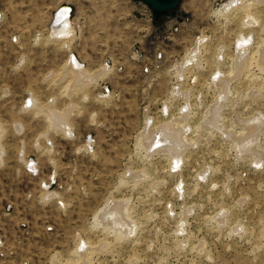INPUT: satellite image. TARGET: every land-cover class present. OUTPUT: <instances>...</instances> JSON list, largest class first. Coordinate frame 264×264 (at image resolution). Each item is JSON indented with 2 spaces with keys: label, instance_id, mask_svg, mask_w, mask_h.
Instances as JSON below:
<instances>
[{
  "label": "rangeland",
  "instance_id": "obj_1",
  "mask_svg": "<svg viewBox=\"0 0 264 264\" xmlns=\"http://www.w3.org/2000/svg\"><path fill=\"white\" fill-rule=\"evenodd\" d=\"M227 1L159 16L142 0L82 1L84 62L48 37L47 0H0V264H264V0ZM70 54L104 69L95 83L76 84ZM164 123L171 144L158 131L146 149ZM258 125L246 153L237 135ZM117 204L124 226L97 220Z\"/></svg>",
  "mask_w": 264,
  "mask_h": 264
},
{
  "label": "bare ground",
  "instance_id": "obj_2",
  "mask_svg": "<svg viewBox=\"0 0 264 264\" xmlns=\"http://www.w3.org/2000/svg\"><path fill=\"white\" fill-rule=\"evenodd\" d=\"M243 1V0H242ZM241 0H230V1H227L225 4H224V8L223 9H225V10H228L229 11V9H231L232 7H233V5L234 4H237V3H239L238 5H241V4H243V2H242ZM251 1H254V0H251ZM250 0L249 1H245L244 2V4L246 5V6H249L251 3ZM256 4H257V2H256ZM237 5V6H238ZM244 5V6H245ZM63 5H60V6H58L57 8H56V12L60 9V7H62ZM236 6V5H235ZM241 6H243V5H241ZM243 6V7H244ZM251 6V5H250ZM223 7V6H222ZM242 7V8H243ZM240 8V7H239ZM246 9V8H245ZM244 9V10H245ZM249 9V8H248ZM251 9V8H250ZM253 9V8H252ZM225 10H224V12H225ZM55 11H54V13L53 14H55ZM248 11V10H247ZM252 11V10H251ZM218 12H219V10H218ZM249 12V11H248ZM247 12V13H248ZM244 13V12H243ZM70 14H71V10L69 9V8H63V9H61V10H59V12L57 13V15L55 16V22H54V20H53V22L55 23H53V28H51V31H50V35L51 36H55V38H57V39H62L61 41H64V44H68L67 42H70V36H71V34H72V36H73V33H72V26H71V23L69 22V19H70ZM246 16V14L244 13L243 14V16ZM251 15H253V14H251ZM251 15H248L249 16V19H251V21L253 22V21H256V19L253 17V19L252 18H250V17H252ZM65 17H67V19H65ZM248 19V20H249ZM255 19V20H254ZM51 22V21H50ZM248 23V22H247ZM243 26H244V24H243ZM242 26V27H243ZM247 26V25H246ZM245 27V26H244ZM253 27V26H252ZM250 28V27H249ZM247 29H248V27H247ZM50 30V29H49ZM242 32H243V30H242ZM250 32V31H249ZM254 32V31H253ZM241 33V32H240ZM243 34V33H242ZM242 34H240L241 36H242ZM49 35V36H50ZM51 38V37H50ZM52 39V38H51ZM63 39H65V40H63ZM202 38H199V43H201V40ZM264 39V38H263ZM69 40V41H68ZM261 41V40H260ZM264 41V40H263ZM257 42V41H256ZM262 43V42H261ZM196 44V43H195ZM237 44H238V52H237V59H236V62L235 63H238L237 65H238V69H237V73H239V71L241 70L240 68H242L241 66H242V64L244 65V63H242L243 62V60H244V57L246 58V52L248 51V49H249V47L247 46V44H248V38H247V36H242V37H238V39H237ZM258 45V44H257ZM261 45H263V46H261V47H263V48H261V47H259L260 49H262V51H261V53H260V56H261V60H259L258 59V61H260L262 64H263V66H264V43L263 44H261ZM197 46V45H196ZM199 46V45H198ZM197 46V47H198ZM197 47H195V48H191L192 50L188 53V55L185 57V58H183V60H181L182 62H181V64H180V66H179V68H183V67H187V66H189V65H193L194 63H193V61L196 59L197 60V51H199V47L197 48ZM202 47V46H201ZM70 48V47H69ZM202 49V48H201ZM258 50V49H257ZM219 55V54H218ZM236 55V54H235ZM255 57V56H254ZM253 57V58H254ZM259 56L257 55V58H258ZM248 60V59H247ZM254 60V59H253ZM249 61V60H248ZM197 62V61H196ZM245 62V61H244ZM180 63V62H179ZM242 63V64H241ZM256 63V62H255ZM260 63V64H261ZM67 64H68V66H71L72 68H74L75 70H73V71H75L76 72V77H75V81H76V84H84L85 82H86V80L87 81H90V82H93V83H95L96 81V79H97V77H99V76H101L102 74V72H103V70L104 69H102V68H100V70H102V71H100V72H98V73H96V71H95V73H89V74H87L86 73V71H85V69H84V67L80 64V62H79V60H77L74 56L73 57H68V61H67ZM197 64V63H196ZM261 64V65H262ZM236 66V65H235ZM247 66H248V63H247ZM250 66V65H249ZM246 67V66H245ZM243 68H244V66H243ZM97 69V68H96ZM251 69V68H250ZM249 69V70H250ZM259 69V68H258ZM261 69H263V68H261ZM68 71V70H67ZM72 71V70H71ZM90 71H92V70H90ZM89 71V72H90ZM99 71V70H98ZM70 72V71H69ZM93 72V71H92ZM65 74H67L66 72H65ZM64 74V75H65ZM74 74V73H73ZM219 74H220V72L218 71L217 73H216V75L213 77L214 79L216 78V82L217 83H219V84H226L227 83V79H224V78H222L221 76H219ZM249 74H252V72L251 73H249ZM74 76V75H73ZM249 76V75H248ZM250 77V76H249ZM72 80H73V78H72ZM70 83V82H69ZM89 83V82H88ZM74 84V83H73ZM71 85V84H70ZM72 86V85H71ZM77 86V85H76ZM74 88V87H73ZM175 94L177 95V91L175 92ZM225 99L226 97H225V93L224 92H222L221 91V94H220V96H218V98H217V101H220V100H222V99ZM34 100V99H33ZM33 100H32V102H33ZM35 101V100H34ZM34 103V102H33ZM34 106H35V104H34ZM72 106V105H71ZM69 107V106H68ZM70 108V107H69ZM72 108V107H71ZM66 109V108H65ZM49 110V109H48ZM47 111V110H46ZM69 111V110H68ZM48 112H50V115L51 116H53V117H55V119H56V121H58V123H56V127H58V128H64V130H66V126L65 125H67V116L69 117V112L67 113L68 115L66 116V114H57L56 113V110H55V112L54 111H48ZM63 113V112H62ZM259 115H252L251 117H249V118H242V119H238V120H240L241 121V123L244 125V124H247L250 120H252V121H255L256 119L258 120L259 118ZM239 118V117H238ZM69 121V120H68ZM240 121H238V122H240ZM260 122H262V121H260ZM259 122V123H260ZM258 123V122H257ZM256 123V124H257ZM169 125H172V123H164V124H162L161 126L159 125V127L158 128H156L153 132H151V133H147V135H145V136H143V139L144 140H146V143H147V145H145L146 146V149H149L151 146H152V144H153V138H154V132H158V131H162V133L164 132V134H162V135H160V137H158L157 136V141H160V140H163V142L164 141H170V144H171V138H172V131H173V129L172 128H168L167 126H169ZM249 125V124H248ZM252 125V124H251ZM255 125V124H254ZM213 126H214V123H213ZM245 127V126H244ZM260 127H261V125H258V126H254V127H252L251 129L250 128H248V130L246 129V131L245 132H241V133H243L241 136L238 134L237 135V142L239 143V145H241L242 146V148H243V151L244 152H256L255 151V147H254V143H255V140L257 139V132L259 131V129H260ZM250 129V130H249ZM3 132V131H2ZM168 132V133H167ZM249 132H250V134H249ZM245 133V134H244ZM1 135V134H0ZM163 136V137H162ZM142 137V136H141ZM142 139V138H141ZM86 146H88V145H86ZM170 145H168V146H166V148H168ZM252 146H253V148H252ZM250 148V149H249ZM258 150V149H257ZM259 152V151H258ZM176 153V152H175ZM255 154H257V153H255ZM176 155V158L178 157V153H176L175 154ZM255 159V158H254ZM256 162V161H255ZM171 164V163H170ZM263 165V164H262ZM171 166V165H170ZM258 166V165H257ZM120 204H117V210L118 211H116V210H114V211H112L109 215H106L107 213H106V211H107V208H105V210H103L99 215H97L96 216V218H97V220L98 221H103V220H107V222H108V226H110L109 225V223L110 224H112L113 225V223L114 224H116V225H125V222L123 221V219L124 220H128V219H125L126 217H125V212L124 211H122L121 212V214H122V218L120 217V215H119V209H121L122 207L121 206H119ZM109 220L110 221H113V223H111V222H109ZM105 224V223H104ZM120 231V230H119ZM86 256V255H85ZM82 257H83V255H82ZM82 259H85V258H82ZM83 264H85V263H83Z\"/></svg>",
  "mask_w": 264,
  "mask_h": 264
},
{
  "label": "crops",
  "instance_id": "obj_3",
  "mask_svg": "<svg viewBox=\"0 0 264 264\" xmlns=\"http://www.w3.org/2000/svg\"><path fill=\"white\" fill-rule=\"evenodd\" d=\"M82 1H85V0H47V2H45V7H46V9L48 10V8H50V12H49V14H50V17L48 18V27H47V31H48V37L51 39V40H54V41H58L59 43H61L62 44V47L64 48H66V49H70L69 47H71V49H72V51H69L68 52V54L69 53H74L76 56H78V57H80V56H83L82 54H83V52H81L82 50L81 49H79V42H77V43H75V42H73V43H71V39H72V36H70L69 38V40H70V42H67L68 44L66 45V44H64V41H61L60 39H57V38H55V36H51L50 35V31H51V28H53V23L55 22V16H56V14H57V12L55 11L56 10V8L58 7V6H60V5H63L62 7H60V9H63V8H69L70 10H71V14H70V19H69V22L70 23H75V20H76V18L78 19V18H80L79 16L77 17H73V15H72V13L73 12H76L75 14H78V13H80L78 10H77V8L78 7H80L81 6V4H82ZM48 3V4H47ZM49 11V10H48ZM54 11H55V14H53L54 13ZM65 19H67V17H65ZM53 20H54V22H53ZM51 21V22H50ZM55 24V23H54ZM50 29V30H49ZM73 30V29H72ZM50 35V36H49ZM63 40H65V39H63ZM68 40V41H69ZM81 44V43H80ZM79 60L80 61H84L85 62V57L83 56V58H79ZM67 61V60H66ZM79 61V62H80ZM87 61V60H86ZM66 63V62H65ZM65 65V64H64Z\"/></svg>",
  "mask_w": 264,
  "mask_h": 264
},
{
  "label": "water",
  "instance_id": "obj_4",
  "mask_svg": "<svg viewBox=\"0 0 264 264\" xmlns=\"http://www.w3.org/2000/svg\"><path fill=\"white\" fill-rule=\"evenodd\" d=\"M142 1L145 4H147L156 13H163L174 10L180 2V0H142ZM59 10L57 11V13L59 12Z\"/></svg>",
  "mask_w": 264,
  "mask_h": 264
},
{
  "label": "built area",
  "instance_id": "obj_5",
  "mask_svg": "<svg viewBox=\"0 0 264 264\" xmlns=\"http://www.w3.org/2000/svg\"><path fill=\"white\" fill-rule=\"evenodd\" d=\"M74 55L73 54H70V57H73ZM75 57V56H74ZM80 64L83 66V64L80 62ZM27 105H30V104H27ZM36 165H35V162L34 161H29L26 165V168L31 172L33 173L34 172V169H35Z\"/></svg>",
  "mask_w": 264,
  "mask_h": 264
},
{
  "label": "trees",
  "instance_id": "obj_6",
  "mask_svg": "<svg viewBox=\"0 0 264 264\" xmlns=\"http://www.w3.org/2000/svg\"><path fill=\"white\" fill-rule=\"evenodd\" d=\"M154 12V11H153ZM163 13H165V12H163ZM163 13H156V12H154V14L156 15V16H159V15H161V14H163Z\"/></svg>",
  "mask_w": 264,
  "mask_h": 264
}]
</instances>
